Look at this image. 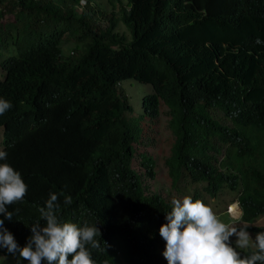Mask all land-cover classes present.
Instances as JSON below:
<instances>
[{
    "label": "trees",
    "instance_id": "obj_1",
    "mask_svg": "<svg viewBox=\"0 0 264 264\" xmlns=\"http://www.w3.org/2000/svg\"><path fill=\"white\" fill-rule=\"evenodd\" d=\"M4 16L0 163L28 186L4 227L19 246L44 225L50 193L62 223L100 230L95 264H167L159 229L177 195L213 198L215 213L235 199L248 233L264 231V0H0ZM123 80L150 87L137 114ZM162 111L168 195L146 184L157 178L146 151L143 170L131 166Z\"/></svg>",
    "mask_w": 264,
    "mask_h": 264
},
{
    "label": "clouds",
    "instance_id": "obj_2",
    "mask_svg": "<svg viewBox=\"0 0 264 264\" xmlns=\"http://www.w3.org/2000/svg\"><path fill=\"white\" fill-rule=\"evenodd\" d=\"M256 43L261 41L257 39ZM11 108V102L0 98V116ZM7 155L0 150V161L6 160ZM27 191L21 174L8 163H0V215L4 217L0 219V249L27 264H95L90 249L105 250L97 239L101 237L100 230L87 223L83 226L62 223L56 193H50L45 206L38 209L44 225L33 224L25 246L18 245L4 223L13 221V212L8 206L22 202ZM72 202L71 196L64 197V205ZM171 204V211L165 215L167 223L159 229L160 237L166 242L162 255L167 264H264V231L257 233L254 240L251 238L247 231L249 226L240 222L242 212L235 199L223 210L219 209L227 219H232L231 223H224V217L221 221V213H215L208 201H194L191 195L173 198ZM233 236L236 237L234 247L230 239ZM250 247L256 251L248 249Z\"/></svg>",
    "mask_w": 264,
    "mask_h": 264
},
{
    "label": "rangeland",
    "instance_id": "obj_3",
    "mask_svg": "<svg viewBox=\"0 0 264 264\" xmlns=\"http://www.w3.org/2000/svg\"><path fill=\"white\" fill-rule=\"evenodd\" d=\"M0 20L4 22L10 20V18L9 16H4ZM67 49H68V45L66 44L63 46V51H66ZM120 85L128 97L129 103L132 107V113L137 114L140 111L141 96L145 92L150 91V87L148 85L139 84L134 80H123L120 82ZM162 113L163 111L156 120H153L150 123L143 125V132L141 137L147 141V146H144L143 144H134L135 155L133 156V159L131 161V166L135 170L140 169L142 171L143 169H141L139 166L140 157L138 156V154L146 151L149 154V156L155 160L154 161L156 165L155 171L157 175L156 180L150 183L151 185L149 183L146 184L148 185L150 190L155 189L157 192L159 191L160 194L165 193V195H168L169 192L171 191L167 187L169 185V178L168 176L166 177L165 174L166 170L163 160L169 154L168 148L171 143L172 137L167 127L168 116ZM1 138H2V131L0 130V142H1ZM161 182H165L166 186L162 185ZM183 193L188 194V192H183ZM225 195H227V193L222 192L219 195V197L222 198ZM178 196L180 195L174 197H176L177 199L183 198ZM227 197H229V195H227ZM213 202L214 199L209 198L208 203L213 205ZM218 212L221 213L222 210ZM220 216H223L226 220H228L226 215L221 213ZM221 221H223V219H221ZM255 223L260 224L261 221L255 220ZM251 234L252 233H250V235ZM256 235L257 234L252 235L251 238L254 240ZM248 249L253 250L255 248L250 247ZM238 250L245 251L246 249H238ZM0 264H17V261L15 258L11 256H3L0 254Z\"/></svg>",
    "mask_w": 264,
    "mask_h": 264
}]
</instances>
